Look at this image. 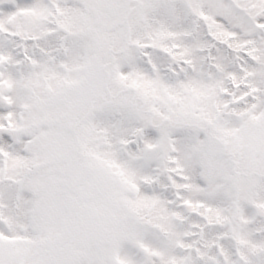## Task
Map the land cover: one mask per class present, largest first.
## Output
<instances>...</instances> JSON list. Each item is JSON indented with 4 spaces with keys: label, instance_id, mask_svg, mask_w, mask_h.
<instances>
[{
    "label": "snow or ice",
    "instance_id": "obj_1",
    "mask_svg": "<svg viewBox=\"0 0 264 264\" xmlns=\"http://www.w3.org/2000/svg\"><path fill=\"white\" fill-rule=\"evenodd\" d=\"M0 264H264V0H0Z\"/></svg>",
    "mask_w": 264,
    "mask_h": 264
}]
</instances>
